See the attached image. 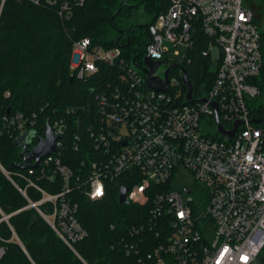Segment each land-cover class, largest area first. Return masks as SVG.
Masks as SVG:
<instances>
[{
  "label": "built area",
  "instance_id": "obj_1",
  "mask_svg": "<svg viewBox=\"0 0 264 264\" xmlns=\"http://www.w3.org/2000/svg\"><path fill=\"white\" fill-rule=\"evenodd\" d=\"M6 2L0 0V24ZM247 2L170 0L168 10L149 29L146 56L162 62L166 70L178 64L167 60V54L175 50L179 56L177 49L182 46L188 52L199 33L208 38L204 54L219 66L210 89L194 98L205 103H189L186 94L187 104L180 103L183 82L170 77L174 70L168 75L169 91L158 92L146 84L145 65L140 71L123 60L124 82L97 97L101 117L90 131L96 152H87L88 161L82 164L83 193L97 201L106 196L107 183L134 182L127 189V204L149 207L150 218L161 221L155 234L167 235L140 264H264V130L252 123L256 120L252 104L262 95L259 80L264 59L261 31ZM60 7V15L68 16L69 1L63 0ZM121 57L120 48L93 46L85 38L74 43L72 68L78 77H90L99 71V62L113 65ZM164 76L165 72L159 75ZM213 104L225 129L232 130L241 122L233 139L219 133ZM48 125L60 138L57 152L28 171L32 174L42 167L39 178L58 183L60 191L52 195L30 180L29 186L43 197L39 202L29 201V207L36 208L73 247L87 232L75 216L77 205L67 199L75 174L59 156L67 124L55 120ZM47 202L54 206L52 214L39 209ZM1 214L0 223L8 222L10 216ZM130 249L135 250L134 246ZM4 253L0 247V260Z\"/></svg>",
  "mask_w": 264,
  "mask_h": 264
},
{
  "label": "trees",
  "instance_id": "obj_2",
  "mask_svg": "<svg viewBox=\"0 0 264 264\" xmlns=\"http://www.w3.org/2000/svg\"><path fill=\"white\" fill-rule=\"evenodd\" d=\"M67 1L71 11L63 17V0L54 5L45 0L39 5L29 0H7L1 18L0 209L10 218L0 223V247L5 250L0 264H140L141 258L146 259L167 238L154 232L161 221L150 218L147 206L119 202L120 189H130L134 184L125 179L107 183L106 196L90 201L83 193L85 174L81 169L88 161L87 152H96L90 131L96 129L101 117L97 97L124 82L127 70L121 60L143 70L149 29L168 10L170 0ZM260 3L264 7V0ZM141 8L142 15L138 13ZM261 37L264 59V32ZM85 38L93 46L120 48L121 59L113 65L99 62L98 72L78 77L72 68L73 47ZM208 41L199 33L195 46L178 64L193 84L194 98L206 93L216 78V72L210 70L211 60L204 54ZM172 76L182 80L180 69L172 71ZM259 81L262 95L253 102L252 114L264 119V65ZM181 88L180 103L185 105L187 88ZM55 120L67 124L59 156L75 174L67 199L77 205L75 216L87 232L73 247L56 234L36 208L29 207V201L39 202L43 197L29 186L30 180L52 195L59 194L58 183L39 178L42 167L32 174L12 167L23 162L21 155L37 144L46 126ZM259 127L264 130L263 124ZM39 209L52 214L54 206L47 202ZM134 229L141 230L136 233Z\"/></svg>",
  "mask_w": 264,
  "mask_h": 264
},
{
  "label": "water",
  "instance_id": "obj_3",
  "mask_svg": "<svg viewBox=\"0 0 264 264\" xmlns=\"http://www.w3.org/2000/svg\"><path fill=\"white\" fill-rule=\"evenodd\" d=\"M144 64L147 69L146 75V84L147 86L158 92H168V75L171 70L180 69L182 71V82L183 85L187 88L186 101L189 103H205L206 100L196 101L193 97L194 89L193 84L189 77L187 76L185 70L181 68L178 64H172L165 71L164 79L159 77V69L163 65L162 62H153L148 56L144 59ZM215 110V123L218 127V131L221 135L228 139H233L237 129L241 126V122H236L232 130H227L221 124L218 116V107L217 104H213ZM255 125H264V119H256L252 121ZM59 137L55 136L49 125L46 126L45 134L43 137L39 138L37 144L26 154H22L23 162L21 164L12 165L13 168H18L20 170H30L37 169L40 163L52 153L57 152L56 143L59 141ZM35 162V163H33ZM119 202L121 204H127V189L121 188Z\"/></svg>",
  "mask_w": 264,
  "mask_h": 264
},
{
  "label": "rangeland",
  "instance_id": "obj_4",
  "mask_svg": "<svg viewBox=\"0 0 264 264\" xmlns=\"http://www.w3.org/2000/svg\"><path fill=\"white\" fill-rule=\"evenodd\" d=\"M247 3L250 6V8L253 10V13L255 15V19L257 20L260 31L264 32V7L261 5L260 0H248ZM138 13L140 15H142L144 13V10L141 8ZM165 46H169V48H172V45L169 43H165ZM177 50L179 51V56H176L174 54V51H175L174 50L173 52L167 54L166 59L169 61H174L178 64H182L185 60V57L187 54V49H186V47L182 46V47H179ZM218 66H219L218 62L216 60H213L211 62L210 70L212 72H216L218 69ZM166 68H167L166 65H162L159 69L158 74L159 75L161 74L163 76ZM138 70H140V69H138ZM261 100H259V102ZM261 257H264V252L262 253Z\"/></svg>",
  "mask_w": 264,
  "mask_h": 264
}]
</instances>
